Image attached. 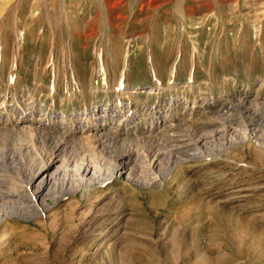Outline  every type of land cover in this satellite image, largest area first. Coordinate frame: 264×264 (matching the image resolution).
Here are the masks:
<instances>
[{"label": "rangeland", "instance_id": "obj_1", "mask_svg": "<svg viewBox=\"0 0 264 264\" xmlns=\"http://www.w3.org/2000/svg\"><path fill=\"white\" fill-rule=\"evenodd\" d=\"M105 108L154 183L64 178L0 224V264H264V0H0V187L29 182L58 143L90 155L82 131ZM21 116L47 130L19 132ZM213 131L233 145L192 160ZM126 148L96 157L112 174Z\"/></svg>", "mask_w": 264, "mask_h": 264}, {"label": "bare ground", "instance_id": "obj_2", "mask_svg": "<svg viewBox=\"0 0 264 264\" xmlns=\"http://www.w3.org/2000/svg\"><path fill=\"white\" fill-rule=\"evenodd\" d=\"M239 101L241 100L238 99V102ZM228 111H225L222 114H220V117L230 116V115H227ZM95 112L97 111H93V114H92V116L94 117L95 125L86 126L83 128V131H82L83 134L88 135L86 139L88 140V143H87V147L85 148L89 149L90 155H87V154L83 155L84 153L82 152L79 153L78 150L70 149V147L65 145V143L64 144L58 143V145L54 148L52 155H51V163H50L51 165L47 163L46 165H44V167H40L35 172V174L31 176V178L29 179V182H27L25 185L20 186V185L15 184V185H11L10 188L9 187L7 188L5 185H1L0 187V224L5 222L6 218L10 217L12 213L14 214L27 213L30 211V209L37 207L39 199L41 198V196H43L42 194H44L46 197L47 196L55 197L56 194L58 193L57 191L59 190V188H57L58 183L67 177L72 178L74 182H77L79 186L84 187V188L92 184L106 183L107 181H109L108 180L109 176L111 178H115V176L123 177L126 175V180L130 182H138V183L145 184V185H150L154 183L153 179L148 180V178L143 179L139 177V164H140L139 155L136 153L133 147H128V145L132 144L133 142L132 139L127 138V135L129 134L128 133L129 129L124 131L123 128L120 127L121 125L123 126L129 125L130 123L128 122L129 120L124 119V117L123 119H119V124H117L118 126L115 127L117 134H113V133H110L112 128H109V126L110 125L114 126L113 125L114 121L121 117L117 115L118 112L120 111H116L113 108H105V109H102V111H100L98 114H96ZM160 113H162V110L161 111L157 110L153 117L154 124L158 128L166 124V119H161ZM2 117H3V114L0 116V119H2ZM8 119L10 120V116H8ZM11 121H13V119ZM11 121H10V124H13L16 130L18 129L19 132L21 131L24 134H28L29 136H32V137H36L39 131L47 130V129L42 130L38 127L35 128L37 123H30L29 121L32 122V120L27 121L25 116L23 117L21 116L17 123H12ZM24 122L26 123L27 126L19 127L20 125H23ZM40 125L45 126L44 121L40 123ZM245 128L248 129V126H245ZM43 135L44 134H42V136ZM123 135L125 136V138L121 137ZM244 140L245 139L243 138L239 139L240 142H243ZM189 144L194 145L195 147H197V149H195L194 152L192 153L190 152V149H188L185 153L186 154L189 153L190 158L192 160H200L202 158L200 156L202 151L209 152L210 150H212L211 147L213 145L219 146V148L220 147L222 148L228 145L231 146L233 145V140L228 137L226 132L213 131L209 134L206 133V134L200 135L197 138V140H195V142L193 141L192 143H188L187 145ZM107 145H109L111 149L116 148L118 146H122L123 148L128 147L126 148V150L123 149L119 156L114 157L113 159L110 158L111 159L110 162L114 161V168H113L112 174H109L108 162L104 161V159H99L96 157L98 154L97 150H99L100 152H103L102 150H104V148L107 147ZM100 147L101 149H99ZM51 149L53 148L51 147ZM166 158H168L166 153L160 150L156 151L149 158L150 166H152L158 172H163L162 174H165L164 175L165 178L167 177V175H170L174 169L171 167L170 163H168L169 165L164 164V160ZM179 162L180 163L178 164L185 163V160L181 159ZM57 163L60 164V166L55 171L51 172V168L55 166ZM105 170H108V171L106 172Z\"/></svg>", "mask_w": 264, "mask_h": 264}]
</instances>
